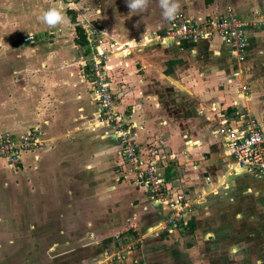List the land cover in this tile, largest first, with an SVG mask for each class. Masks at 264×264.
<instances>
[{"label": "crops", "instance_id": "crops-1", "mask_svg": "<svg viewBox=\"0 0 264 264\" xmlns=\"http://www.w3.org/2000/svg\"><path fill=\"white\" fill-rule=\"evenodd\" d=\"M37 1L0 0V134L8 133L17 141L25 132L37 130L42 142L38 149L23 153L17 166L0 161V196L9 194L12 198V201H5L0 197V207L13 210L14 225H24L23 230H26L27 226L22 223L28 224L29 239L47 226L60 222L61 228L54 232L50 227L51 232L44 233L51 239L57 235L61 240H68L70 236L83 240L85 222L80 219L85 218V210L102 205L116 210L118 201L108 199V202L84 208L78 203L86 190L82 182L76 184L75 189L69 176L91 179L90 198L100 196L96 188L99 186L100 190L102 181L110 179L107 182L115 195L118 190L135 195L130 208H139L142 213L137 221L145 226L143 232H151L149 237H155L153 226L163 219V207L152 213V216L157 215L153 216L152 224L143 222L146 218L143 214H151L148 211L152 205L146 203L142 189L123 178L113 136L107 128L102 132L100 126H95L97 106L89 62L85 60L88 57L79 56L86 47L76 43L72 30L64 24L50 31L51 41H39L34 48L30 45L37 42L35 38L28 43L11 39L10 31L20 29L15 27L21 24L22 7L33 8ZM87 1L96 7L94 21L112 36V41L128 46L126 55L117 53L113 62L118 67L128 62L129 69L121 76L126 84L131 83L132 87V83L138 81L140 91L136 96H140L139 111L146 120V133L154 131L165 137V128L170 127L173 135L166 138V145L170 143L177 152L184 146L190 151L185 157L160 153L164 160L159 163L169 166L176 159V163L184 167L180 176L188 178L190 186L185 189L189 194L197 190L205 194L198 206L195 204V213L206 226V238L210 234L211 240L218 244L213 233L217 235L222 230L230 233L224 228L225 221L215 214L222 205L232 207L233 202H238L244 204L252 216L247 230H242L243 236L252 242V252L260 253L256 240L264 231V226L257 227L260 221L264 222V177L237 168L234 160L223 155L224 135L219 132L223 125L217 122L221 120L218 117L212 123L211 118L204 115L208 110L217 109L225 113L247 112L264 131V0H179V12L196 22L216 20L228 13L247 22L243 61L235 60L216 35L196 42L177 43L166 38L169 22L161 14L159 0H149L146 9L133 13L126 0H114V8L110 7V0ZM57 7L67 11L64 6ZM30 11L24 12L29 14ZM28 33L34 37L33 31ZM152 33L158 40L148 41ZM68 36L67 41L64 38ZM138 37L147 41L137 49L134 46ZM23 50L30 53L21 56ZM243 87L248 93L242 91ZM242 96L246 99L241 100ZM133 107L130 105L131 109ZM208 124L212 129L209 136L203 132L208 130ZM227 125L235 127L240 122ZM103 133L106 138H102ZM185 134L193 136V141H182ZM214 138L218 143H214ZM165 157L169 162H165ZM207 178L209 182H205ZM115 218H111L110 225L115 224ZM133 218L130 214L129 221L127 219L120 228L130 224ZM72 224L76 227H62ZM107 231H99L98 235L101 237ZM87 233L94 237V233ZM258 238L260 241L261 237ZM0 239L6 238L0 235Z\"/></svg>", "mask_w": 264, "mask_h": 264}, {"label": "rangeland", "instance_id": "rangeland-1", "mask_svg": "<svg viewBox=\"0 0 264 264\" xmlns=\"http://www.w3.org/2000/svg\"><path fill=\"white\" fill-rule=\"evenodd\" d=\"M55 2L56 1L54 0H38L34 6L35 8L33 7L34 9L32 7L29 8L28 6L22 7V15L20 18L21 24L15 27L20 29L18 31H10V35H12L11 39L22 42L23 38L28 36V32L33 31L34 38L35 40L37 39V42L30 45V47L34 48L39 41H51L52 35L50 34V31L55 27H49L42 23L38 17L44 11H47L49 7L60 6L59 3ZM114 6V0H110V7L114 8ZM122 7L124 8L123 4ZM75 8V22L76 24H79L81 30L84 32V29L87 27L86 22L92 23L96 20L93 19L95 14L94 9L96 7L87 0H78ZM28 9L31 11L29 14H26L24 11ZM62 12L66 18L63 24L69 26V29L72 30V33L74 34L73 37L76 40V27L70 23L67 12H65L64 9ZM118 12L120 13L121 9ZM64 25L59 26L62 28ZM67 29L68 28L65 30ZM102 30L104 31L103 28ZM102 38L106 43H110L109 45L111 46V35L104 31V36ZM140 38L141 37H138L136 40H139ZM64 39L68 41L70 36ZM123 45L124 44L118 43L119 47L115 48V51L119 55L121 54L125 56L126 54L121 52ZM141 46V42H137V46L134 47H137L138 49L141 48ZM85 47L86 48L80 51L81 54L79 56L82 55L86 58L88 57L85 60L90 62L91 51L88 44ZM27 52L30 53L27 50H23L21 56H25ZM108 54L105 66L108 69L106 80H108L112 88L111 91L113 92L114 109L112 112L115 116L120 118L121 129H124L125 133L120 136L118 134L119 130H117L119 127L115 128L112 124L100 121V118H98L97 115L95 118L97 121L95 126H100L101 131L107 128L106 130H108L110 135L113 136L119 153V170L124 172L125 176L123 178L128 183H134L137 185V189H142L143 191H141L146 203H151L152 207L149 208L151 211H148L151 214L145 215L144 213L143 215L146 216V218L143 219V222L145 224L153 222V216L157 215L153 214L152 216V213L155 212L157 208L163 207V219L153 226L154 230H156L155 237H149L151 232H143L142 228L145 226H142L141 222L139 223L137 221V218L141 217L142 213L139 208H130L135 195L130 196L126 191L121 192L119 190L118 193L115 192L117 193L115 195L113 190H111L112 185H109L107 182L110 181V179H108L105 180L106 182L102 181L100 190L99 186L96 188V191H99L97 194L100 196L90 198L91 179L87 176H84V178L81 179L80 175L78 177L70 175L69 179L74 182L73 186L75 189L77 188V185L82 182V187L86 190L85 195L80 197L81 203L78 204L83 205L85 208V206L91 204H99L104 201L108 202V199H114L118 201L116 205L118 210L113 209V207L109 208L107 205L99 206V208L94 210H85V218L80 219L85 222L83 232V234H85L84 239H72V236H70V239L68 240H61L60 238L57 239V235H54L51 239L50 236H48L49 234L44 233L45 231L50 233L51 229L48 230L50 227H52V231L54 232L61 228L60 222H56V224H52V226H47L43 231L40 230L37 235L34 236L33 234L32 239H29L28 234L31 230L29 229L28 224L22 223L27 226L26 230H23V228H25L24 225H14L15 222L12 220L13 210L0 207V235H4L6 238L2 240L0 239V264H264V231L262 230L260 236H258L261 237V240L259 241L258 237L256 240V244H259L256 246L261 249L260 253L257 254L252 252V242L243 236L242 230H247L248 222L252 219V216L249 214L250 210L247 211L244 204L233 202V205H231L232 207H225L222 205L215 216L216 218H222L225 221L224 228L230 233L227 234L226 232H223V230L221 233L218 232L217 235L213 233L219 241L218 244L214 239L211 240L210 234L209 237L206 238V235H204V228L206 226L200 222V215L195 213V204L197 203L198 206V201H202L205 194H202L198 190L194 194H189L186 190L188 186H190L187 180L188 178H181L180 176V172L183 171L184 167L182 164L180 165L176 163V159H174L175 162L170 163L169 166L160 165L159 163L164 160L163 156H159L160 153H172L174 155L178 154L179 156L182 154V156L185 157L190 151H186V147L184 146L181 152H177L174 151L170 143L169 145H166V142H168L166 138L173 135L172 131L169 130L170 127L165 128L167 131L165 134L167 136L165 137H162L163 134L161 133H154V131L146 133V120L142 115L140 116L139 111L140 96H136L138 91H140L138 81L132 83V87H130L131 83L126 84L124 82L125 79H122L121 76H123L124 73L126 74V70L129 69L128 62L126 61L125 65H119L118 67L116 63L113 62L114 58H116V54L114 56L111 55V49ZM1 89L3 88L1 87ZM244 92L248 93L247 88ZM240 98L241 100L246 99H244L243 96ZM130 105L134 107L131 109ZM211 108L213 107H210V109ZM217 110H208L209 113L205 114L204 117L207 116V118H211L212 123H215L214 119L217 121L219 117L218 120L221 121L217 122L220 125L221 123L222 125H227L238 121L240 122V125L254 122L260 127V124L257 123L253 116L247 112L230 111L225 113L218 112ZM181 120H183V118H181ZM173 125H175V123ZM210 126L211 124L207 125V131L203 130V132H206L207 136L211 135L210 132L212 129ZM109 133L107 135H109ZM102 138H106L104 133L102 134ZM193 138V136L185 134L182 141L191 142L193 141ZM213 141L214 143H218L215 138ZM127 145H131L130 149H134L133 160H131L132 162L125 158L124 151ZM190 148L192 147L190 146ZM223 155L226 156L225 152ZM134 158H136V160ZM165 159V162H169L167 157H165ZM186 162V164H188V161ZM132 164L137 166V170ZM151 167L155 171L149 169ZM147 170L151 172L153 177L154 174H156L158 178L163 180L162 188L158 193L159 195L160 193H163L162 197H158L156 194L152 193L149 190V186L144 184V182L138 178L140 171L145 172ZM149 176L150 175H148L147 179H149ZM207 180L209 179L207 178L205 182H209ZM4 195L5 196L0 197L2 199L5 198V201H12L11 195ZM144 198H141V200ZM9 204H11V202H9ZM81 209L82 207L79 208V210ZM125 210L127 213H125ZM75 212H77V209H75ZM111 213H114L112 217L110 215ZM129 213L132 214L134 218L132 222H130V225H127L126 227L131 226V228H136L139 237L137 240L131 235L124 237L122 233L123 228H120L124 222H127V219L129 221ZM249 217L250 219L248 220ZM111 218H115L114 225L109 224ZM182 220H192V222L196 224L195 228L191 230L180 226L179 223ZM24 221L27 220L24 219ZM170 221L172 223L171 225H169ZM70 226L76 227L73 226V224L67 226L63 225L62 227L64 229L66 227L69 228ZM263 226L264 222L262 221L257 225V227L260 228H263ZM69 229H71V227ZM102 230L108 231L107 233L103 232L105 235L100 237L98 234L99 231ZM87 232L94 233V237H91L92 235ZM165 232H167L168 235H166L164 239L167 240L161 241L159 237L162 234H165ZM146 237L149 238L147 239ZM145 238L147 240H145ZM244 238L247 240H244ZM102 239L104 240V245H100L102 242L99 241ZM136 244L139 245L134 249ZM216 244L218 247H215L217 246Z\"/></svg>", "mask_w": 264, "mask_h": 264}, {"label": "built area", "instance_id": "built-area-1", "mask_svg": "<svg viewBox=\"0 0 264 264\" xmlns=\"http://www.w3.org/2000/svg\"><path fill=\"white\" fill-rule=\"evenodd\" d=\"M67 10H73L78 0H54ZM55 2V3H56ZM169 28L166 32V38L179 43L181 41L196 42L199 40H207L216 35L219 37L229 49L231 54L237 61H243L244 52L247 48V37L245 34L247 22H243L239 18L228 13L216 20L196 22L187 17L184 13L178 12L174 20L169 21ZM79 25V24H78ZM87 27L84 29V36L91 51L89 72L92 80L95 100L97 102V117L100 121L109 123L118 128V134L124 135V129H121L120 118L113 114V92L107 79V67L105 63L108 58L109 50L111 55L117 52L115 48L119 47L118 43L111 40L106 43L102 38L104 31L98 23L86 22ZM252 25V22L249 23ZM31 36V37H30ZM23 38L22 43H28L34 40L32 35ZM165 38V39H166ZM158 40L155 34H151L149 40ZM164 39V38H163ZM163 39H159L162 41ZM164 39V40H165ZM145 42L147 40H144ZM142 39L137 42L144 43ZM137 46V43H136ZM121 52H126L127 45L122 46ZM117 50V49H116ZM245 87L242 91H245ZM242 93V92H241ZM120 125V126H119ZM219 132L224 135L225 155L234 160L237 168H243L250 171L255 176L264 177V131L254 122L244 125L229 127L223 125ZM42 145L40 135L37 130H29L22 134L19 139L14 140L10 134H0V161L10 166L20 164L22 154L32 151ZM131 145H127L124 153L125 158L132 162L134 149H130ZM136 160V158H134ZM137 170V166L132 164ZM151 170V168H149ZM148 169V170H149ZM140 171L138 178L149 186V190L162 197L163 193L158 194L162 188L163 180L158 178L156 174L152 176L150 171ZM155 171V170H153ZM149 176V179L148 178ZM162 200V198H161ZM174 209V206H173ZM178 215V214H176ZM171 221L170 224L171 225Z\"/></svg>", "mask_w": 264, "mask_h": 264}, {"label": "clouds", "instance_id": "clouds-1", "mask_svg": "<svg viewBox=\"0 0 264 264\" xmlns=\"http://www.w3.org/2000/svg\"><path fill=\"white\" fill-rule=\"evenodd\" d=\"M127 7L130 13L140 12L148 7L149 0H126ZM159 6L162 10V16L166 20H174L180 10L179 0H159ZM39 20L49 27H56L62 25L65 21V16L62 9L55 6L49 7L39 17ZM30 36V35H29ZM31 37V36H30Z\"/></svg>", "mask_w": 264, "mask_h": 264}, {"label": "trees", "instance_id": "trees-1", "mask_svg": "<svg viewBox=\"0 0 264 264\" xmlns=\"http://www.w3.org/2000/svg\"><path fill=\"white\" fill-rule=\"evenodd\" d=\"M206 2H209V0H206ZM67 15H68V18L70 19V23L72 25H75V30H76V34H77V38H76V43L80 46H86L87 45V42H86V39H85V36H84V32L83 30H81L80 26L78 24H76L75 22V12L73 10H67ZM164 187V186H163ZM180 226L184 227V228H187V229H191L193 230L195 228V224L192 222V220H182L180 221ZM130 225V224H128ZM133 227V226H132ZM123 236L126 237L128 235H131L132 237H134L136 240L138 237V233L136 232V228H131V226H128V227H123ZM168 235L167 232H165V234H162L159 238L161 241H166L167 239H164V237ZM122 236V237H123ZM104 241L102 242V245H104ZM137 245L139 244H136V246L134 247V249H136ZM140 247V246H139Z\"/></svg>", "mask_w": 264, "mask_h": 264}]
</instances>
